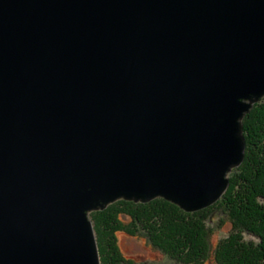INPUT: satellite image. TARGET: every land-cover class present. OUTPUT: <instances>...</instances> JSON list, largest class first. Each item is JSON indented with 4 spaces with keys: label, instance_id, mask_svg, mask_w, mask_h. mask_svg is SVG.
<instances>
[{
    "label": "water",
    "instance_id": "95a60500",
    "mask_svg": "<svg viewBox=\"0 0 264 264\" xmlns=\"http://www.w3.org/2000/svg\"><path fill=\"white\" fill-rule=\"evenodd\" d=\"M264 96V0H0V264H101L90 213L219 200Z\"/></svg>",
    "mask_w": 264,
    "mask_h": 264
},
{
    "label": "trees",
    "instance_id": "16d2710c",
    "mask_svg": "<svg viewBox=\"0 0 264 264\" xmlns=\"http://www.w3.org/2000/svg\"><path fill=\"white\" fill-rule=\"evenodd\" d=\"M251 115V116H250ZM247 149L244 162L232 170L229 190L213 205L184 211L156 198L149 202L118 199L90 213L101 264H132L116 233H144L177 264H264V104L258 103L243 120ZM222 216L215 219L214 216ZM231 230L215 246L212 235L224 219Z\"/></svg>",
    "mask_w": 264,
    "mask_h": 264
},
{
    "label": "rangeland",
    "instance_id": "374dc122",
    "mask_svg": "<svg viewBox=\"0 0 264 264\" xmlns=\"http://www.w3.org/2000/svg\"><path fill=\"white\" fill-rule=\"evenodd\" d=\"M258 103L264 104V96L258 102H256L254 104V106L251 108L250 111H252V109H254ZM248 113H250V112H248ZM246 115H245V117H246ZM246 149H247V144H246ZM239 166H237V167H239ZM234 168H236V167H234ZM231 172L229 173V176H230ZM228 190H229V187L225 191V193ZM157 198H163V197H157ZM221 198L222 197H220L219 200ZM136 202H138V201H136ZM180 208L184 211H187L182 207H180ZM189 212H193V211H189ZM220 217H222V216H220ZM220 217H219V215L214 216L215 219H219ZM230 230H231V222L227 218H225L224 222L221 223L220 227L216 228L214 230V233L212 235L213 246H215L222 238L227 237ZM116 237H117V242H118V245L121 249V252L123 253V255L126 258H128L132 261V264H177V262L169 260L168 257L165 256L162 251L158 250L152 244V242L148 239L146 234H144V233L132 234V233H129L125 230H120V231H117ZM204 264H215V263H214V260L211 259L209 261H206Z\"/></svg>",
    "mask_w": 264,
    "mask_h": 264
},
{
    "label": "bare ground",
    "instance_id": "6f19581e",
    "mask_svg": "<svg viewBox=\"0 0 264 264\" xmlns=\"http://www.w3.org/2000/svg\"><path fill=\"white\" fill-rule=\"evenodd\" d=\"M251 116V115H250Z\"/></svg>",
    "mask_w": 264,
    "mask_h": 264
}]
</instances>
